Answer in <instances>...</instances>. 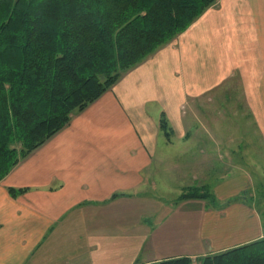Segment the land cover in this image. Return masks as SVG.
I'll return each instance as SVG.
<instances>
[{"label": "crops", "instance_id": "1", "mask_svg": "<svg viewBox=\"0 0 264 264\" xmlns=\"http://www.w3.org/2000/svg\"><path fill=\"white\" fill-rule=\"evenodd\" d=\"M233 78L260 154L241 167L231 149L232 164L216 168V206L176 198L199 202L198 249L156 251L153 234L173 203L150 187L158 170L184 167L161 158V113L186 138L182 106L230 88ZM259 183L264 187V0H218L0 180V264H145L220 252L264 237L256 205L264 204V189L260 198L253 192ZM10 187L27 190L13 195Z\"/></svg>", "mask_w": 264, "mask_h": 264}, {"label": "trees", "instance_id": "2", "mask_svg": "<svg viewBox=\"0 0 264 264\" xmlns=\"http://www.w3.org/2000/svg\"><path fill=\"white\" fill-rule=\"evenodd\" d=\"M217 1L0 0V180ZM160 128L168 137L174 130L165 111ZM190 198L218 203L207 183L178 199ZM200 264H264V237L200 256Z\"/></svg>", "mask_w": 264, "mask_h": 264}, {"label": "rangeland", "instance_id": "3", "mask_svg": "<svg viewBox=\"0 0 264 264\" xmlns=\"http://www.w3.org/2000/svg\"><path fill=\"white\" fill-rule=\"evenodd\" d=\"M232 80H235L236 84L228 83L226 87L230 88L223 89L220 93L210 92L192 98L188 104L182 106L183 112L186 113L185 129L189 131L186 138H177L174 130L171 136H166L160 128L159 121L163 136L159 138L158 147H164L161 158L169 157L179 165L182 161L184 167H174L170 169L172 173H166L164 169L158 170L155 179L157 184L150 187L153 194L159 197L165 195L172 199L171 203H173L171 211L169 206L165 209L166 213L169 211V215L157 230L159 232L153 234L157 235L158 239L159 247L156 251H161L163 248L167 250L165 253L170 251L175 253L198 249L202 242L200 236L202 214L197 204L199 202L190 201L182 204L176 200L191 186H202L207 183L212 189L216 185V168H225L232 164L230 159L232 148H234L232 152L236 153L233 160L241 163L243 165L241 167L250 164L251 158L260 154V139L256 133L255 122L252 118L246 117L249 113L248 107L237 89V80L234 78ZM169 124L171 125L170 121ZM158 158H160L159 154ZM241 158L243 161L240 160ZM232 171L235 173L238 170L232 168ZM263 189V185L259 183L253 192L257 191L260 198ZM243 193L248 196L249 191ZM256 203L264 219V204L260 201ZM159 207L162 209L161 205ZM148 219L153 221L154 218L148 217ZM193 264H200V257L193 258Z\"/></svg>", "mask_w": 264, "mask_h": 264}]
</instances>
